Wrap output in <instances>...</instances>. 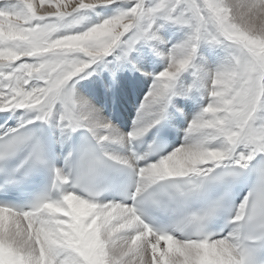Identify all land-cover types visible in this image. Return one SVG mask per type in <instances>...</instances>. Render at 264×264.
Returning a JSON list of instances; mask_svg holds the SVG:
<instances>
[{"label": "snow or ice", "instance_id": "snow-or-ice-1", "mask_svg": "<svg viewBox=\"0 0 264 264\" xmlns=\"http://www.w3.org/2000/svg\"><path fill=\"white\" fill-rule=\"evenodd\" d=\"M0 264H264V0H0Z\"/></svg>", "mask_w": 264, "mask_h": 264}, {"label": "bare ground", "instance_id": "bare-ground-1", "mask_svg": "<svg viewBox=\"0 0 264 264\" xmlns=\"http://www.w3.org/2000/svg\"><path fill=\"white\" fill-rule=\"evenodd\" d=\"M37 4L39 3V0H36Z\"/></svg>", "mask_w": 264, "mask_h": 264}]
</instances>
